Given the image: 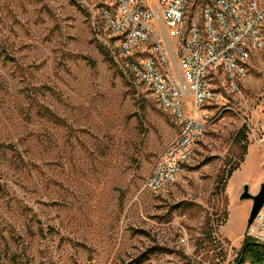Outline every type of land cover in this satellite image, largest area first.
<instances>
[{"label":"rangeland","instance_id":"rangeland-1","mask_svg":"<svg viewBox=\"0 0 264 264\" xmlns=\"http://www.w3.org/2000/svg\"><path fill=\"white\" fill-rule=\"evenodd\" d=\"M126 57L91 0H0V264H234L240 195L264 181V49L239 93L212 75L220 98L160 193L144 181L178 127Z\"/></svg>","mask_w":264,"mask_h":264},{"label":"built area","instance_id":"built-area-1","mask_svg":"<svg viewBox=\"0 0 264 264\" xmlns=\"http://www.w3.org/2000/svg\"><path fill=\"white\" fill-rule=\"evenodd\" d=\"M91 1L116 53L127 56L126 68L177 124L176 138L144 181L152 193L164 192L191 157L201 109L220 98L212 75L221 72L237 94L251 54L264 49V0ZM250 131L264 143V126ZM246 237L264 244V203Z\"/></svg>","mask_w":264,"mask_h":264},{"label":"trees","instance_id":"trees-1","mask_svg":"<svg viewBox=\"0 0 264 264\" xmlns=\"http://www.w3.org/2000/svg\"><path fill=\"white\" fill-rule=\"evenodd\" d=\"M242 129L238 132L237 136L240 140L243 137ZM245 151V148H243ZM242 161V160H239ZM239 168V165L233 166L226 174L225 180L222 183L218 193L223 194L225 183L230 179L233 172ZM264 261V244L257 243L249 237H244L241 245V249L238 257L236 258L234 264H261Z\"/></svg>","mask_w":264,"mask_h":264},{"label":"water","instance_id":"water-1","mask_svg":"<svg viewBox=\"0 0 264 264\" xmlns=\"http://www.w3.org/2000/svg\"><path fill=\"white\" fill-rule=\"evenodd\" d=\"M240 199L241 200L248 199L251 201L249 216L246 220V226H249L264 203V181L260 185L259 191L255 195H250L247 192V188L245 187L240 195ZM261 264H264V261Z\"/></svg>","mask_w":264,"mask_h":264}]
</instances>
